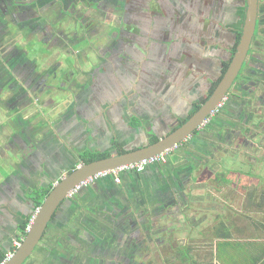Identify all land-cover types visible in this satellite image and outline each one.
I'll use <instances>...</instances> for the list:
<instances>
[{"label":"flooded vegetation","instance_id":"1","mask_svg":"<svg viewBox=\"0 0 264 264\" xmlns=\"http://www.w3.org/2000/svg\"><path fill=\"white\" fill-rule=\"evenodd\" d=\"M248 12L249 0H0V204L25 191L32 215L36 198L90 153L136 150L193 118L222 83ZM243 147L264 151V0L255 1L247 52L209 115L165 162L67 196L22 264H148L151 237L173 244L175 233L187 242L169 264H195L196 242L259 223L227 213L211 223L214 198L194 192L264 166L245 163ZM4 235L12 237L0 253L22 234Z\"/></svg>","mask_w":264,"mask_h":264},{"label":"water","instance_id":"2","mask_svg":"<svg viewBox=\"0 0 264 264\" xmlns=\"http://www.w3.org/2000/svg\"><path fill=\"white\" fill-rule=\"evenodd\" d=\"M255 1L256 0H249V12L245 18L243 33L236 51V56L231 62L222 83L217 87L213 95L207 100L202 108L197 111L195 116L187 120L169 135L157 140L154 143L149 145L144 144L136 150L121 154L112 153L110 156L81 164L73 169L69 174L56 183L43 198L42 203L36 208V213L23 236L21 244L14 251L13 255L3 264L23 263L39 242L43 231L48 222L51 220L56 208L65 198H67L68 192L76 184L83 181L88 176L96 174L97 172L137 162L141 159L148 158L159 154L164 150L175 147L176 144L180 143L191 132V130L195 129L199 123H201V121L209 115L210 111L216 106L218 101L223 98L225 91L236 76L241 62L247 52L254 29Z\"/></svg>","mask_w":264,"mask_h":264},{"label":"rangeland","instance_id":"3","mask_svg":"<svg viewBox=\"0 0 264 264\" xmlns=\"http://www.w3.org/2000/svg\"><path fill=\"white\" fill-rule=\"evenodd\" d=\"M241 150L245 163L252 158L255 159L254 161L264 159V151L261 149L257 148L256 152H250V148L243 147ZM218 166L219 165H216L215 172L219 173L223 170V168H220ZM234 166L236 167L235 164ZM241 168L243 170V173H240V180L234 181L233 184L224 185L223 183L213 181L216 187H212L210 181H207L206 183L201 182L199 185H197V189L194 190L195 193L201 194L202 198L206 197V195L208 194H211V196L214 198L211 200V204L208 202L209 206L211 207L209 211L211 223H213V221L215 220V213H219L220 215L227 213V215H231L232 218H234V222H236L235 220L237 218V220L245 223L246 220L250 217H253L254 221L264 220V178H260L264 176V166L260 164V166H256L254 167V169L249 166H243ZM251 169H253L254 174H251ZM201 170V172L205 173V175L202 174V177L213 176V174L208 172L210 171V169L201 168ZM198 174H200V172ZM228 175H231L233 177L237 176L233 173H228ZM248 194H251L250 198H253V200L248 201L246 199L248 197ZM255 208L259 209L256 210ZM182 220L183 219L181 218L180 221ZM151 239L154 242L151 241L148 243V247L150 248L151 252V254L149 256L147 255L146 258L148 264H169V262H172V260H169L171 259L169 258V255L172 254L173 250L177 249L176 245L180 243V241L185 243L187 242V239L183 240L181 236L176 233L174 234V242H172L173 244L166 243L165 241L163 243H158L155 242L152 237ZM162 239L167 240V235L163 234ZM214 239L215 238L211 237L210 245L207 243V245L204 246L203 243H200L203 247H199V243L196 242L197 248L192 249L195 250V264H213V262H211L212 253L209 252V246H211L213 249V246L215 244ZM220 250L222 249H219V251ZM151 260L152 263L150 262ZM203 260L207 262H204Z\"/></svg>","mask_w":264,"mask_h":264},{"label":"crops","instance_id":"4","mask_svg":"<svg viewBox=\"0 0 264 264\" xmlns=\"http://www.w3.org/2000/svg\"><path fill=\"white\" fill-rule=\"evenodd\" d=\"M103 152L109 153L106 150ZM2 182L3 179H0V183ZM9 200L10 198L6 196L0 204V232L17 236L27 215L33 209L32 201L30 194L25 191L16 200L12 199V204ZM239 232L232 238L215 241L213 249L209 246V252L212 253L210 261L213 264H264V220H260L258 224L244 225ZM11 237L9 238V235L0 237V243L6 245Z\"/></svg>","mask_w":264,"mask_h":264},{"label":"built area","instance_id":"5","mask_svg":"<svg viewBox=\"0 0 264 264\" xmlns=\"http://www.w3.org/2000/svg\"><path fill=\"white\" fill-rule=\"evenodd\" d=\"M173 149H174V147L167 149V150H164V151L160 152L159 154L150 156L148 158L141 159L137 162L128 163V164L122 165L120 167H116V168H112V169H108V170H103V171L97 172L96 174L90 175L86 179H84L83 181L76 184L68 192L67 196H72L78 189L96 181L99 178H112L114 183H119L122 175L126 172L134 171V172L139 173V172L143 171L150 164H153L156 162H160V163L165 162L167 157L169 156V154L171 153V151ZM35 213H36V210L32 213L31 218H30L28 225L26 227V230H27L30 222L32 221ZM22 239H23V236L16 238L13 241L12 247L5 252L4 259L0 262V264H3L6 260H8L13 255L14 251L21 244Z\"/></svg>","mask_w":264,"mask_h":264},{"label":"trees","instance_id":"6","mask_svg":"<svg viewBox=\"0 0 264 264\" xmlns=\"http://www.w3.org/2000/svg\"><path fill=\"white\" fill-rule=\"evenodd\" d=\"M107 156H109V153H106V152H102V153H90V156L87 157V159L84 162L88 163V162H91L93 160L101 159V158H104V157H107ZM44 193L45 192H43L40 195H44ZM35 203H36L35 204V208H37L42 203V196H39L38 198H36ZM30 218H31V215H29V217L27 218V220L23 223V226L21 227V234H22L21 236H24V234L26 232V227L28 225V222H29ZM215 231H216V229H215ZM4 254H5V252H1L0 253V262L4 259Z\"/></svg>","mask_w":264,"mask_h":264}]
</instances>
